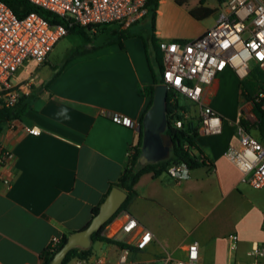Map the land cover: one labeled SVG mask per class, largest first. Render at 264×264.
Instances as JSON below:
<instances>
[{
  "label": "crops",
  "instance_id": "crops-1",
  "mask_svg": "<svg viewBox=\"0 0 264 264\" xmlns=\"http://www.w3.org/2000/svg\"><path fill=\"white\" fill-rule=\"evenodd\" d=\"M164 2L160 0L157 10L159 41L197 38L210 28L199 34H180L164 20ZM128 29L133 34L122 38V45L118 40L124 29L116 25L107 26L105 34H89L90 41L82 37L68 44L67 37L45 63H35L29 109L20 119L4 123L0 133V153L11 154L3 169L11 185L0 181V264H42L52 239L61 241L86 228L94 208L117 186L113 184L128 165L129 147L141 139L140 125L151 102L139 90L154 82L143 38L150 35L148 18ZM59 45L65 52L55 57ZM78 46L91 51L71 58ZM222 86L225 101L218 98ZM246 99L232 72L220 74L205 88L203 101L222 117L223 130L204 134L199 127L197 136L208 164L192 168L190 177L181 181L166 172L140 177L137 194L103 231L131 246V264L167 256L186 259L193 242L199 244L201 264H264V255L252 252L254 246L264 250V211L245 193L250 185L224 154L230 145L239 144L235 121ZM114 114L130 118L132 125L113 120ZM31 127L40 133H30L27 128ZM248 131L260 139L255 127ZM125 212L141 228L118 230ZM142 227L151 230L153 238L139 248ZM232 234L238 236L235 246ZM77 247L90 248V255L73 257L68 264H77L79 259L119 264L125 248L92 239L88 246Z\"/></svg>",
  "mask_w": 264,
  "mask_h": 264
},
{
  "label": "built area",
  "instance_id": "built-area-1",
  "mask_svg": "<svg viewBox=\"0 0 264 264\" xmlns=\"http://www.w3.org/2000/svg\"><path fill=\"white\" fill-rule=\"evenodd\" d=\"M32 4L52 11L69 21L70 26L116 25L127 29L148 14V0H29ZM69 29L64 24H52L37 11L19 16L5 0H0V105H14L23 95L31 94L36 74L31 72L18 84L12 77L26 61L37 65L46 62L50 52L65 42ZM163 54L162 82L168 89H174L200 106V131L217 134L223 130V119L215 110L204 104L203 94L207 86L229 70L245 88L249 96L236 119L239 144L230 145L224 152L242 173V181L254 188H264V142L250 133L243 120L251 123L257 120L254 107L264 111V0H226L224 7L212 27L193 39L160 40ZM113 120L132 125L128 117L114 114ZM181 126V121L177 122ZM32 134H39L36 127L27 128ZM134 146L129 147L132 158ZM11 158L9 152L0 153V181L11 185V179L3 169ZM186 162L171 164L166 173L177 181L191 175ZM118 225V230L132 232L141 228L139 222L128 212ZM153 238V232L142 227L137 243L144 248ZM235 246L238 236H230ZM60 238L54 237L49 251L55 252ZM253 254L264 255V250L254 246ZM130 249L125 247L119 257V264H131ZM198 242L187 247L186 259L167 256L145 264H201ZM77 264H105L98 259L89 262L79 259ZM249 264H258L257 261Z\"/></svg>",
  "mask_w": 264,
  "mask_h": 264
},
{
  "label": "trees",
  "instance_id": "trees-1",
  "mask_svg": "<svg viewBox=\"0 0 264 264\" xmlns=\"http://www.w3.org/2000/svg\"><path fill=\"white\" fill-rule=\"evenodd\" d=\"M9 6L14 10L16 14L19 16H24L30 11H37L44 18L49 20L52 24H64L69 29V33L78 34L86 40L91 39L90 31L92 30L91 26H79L77 24H73L70 26L69 21H66L64 18L58 16L57 14L44 9L40 6H36L32 4L29 0H5ZM179 4H184L189 0H176ZM207 0H200V5L190 9V14L198 19L203 20L205 18L210 17L212 14L216 12V8L206 5ZM160 0H148V14L146 18H148L150 23V29L148 31V38L143 36L146 44H147V54L151 61V70L154 76L153 84H149L144 86L139 90L140 94L148 95L151 97L150 106L153 102L154 88L156 85L160 84L162 80L163 74V54L159 48V40L156 37L155 29H156V19H157V10L159 7ZM119 34H121L118 42L122 45V38L131 36L133 34L128 28L122 30ZM149 48V51H148ZM91 51L90 48L78 46L72 52L71 58L76 57L78 55H82ZM69 58V59H71ZM69 59L67 61H69ZM158 68V72L155 69L154 64ZM245 88L241 89L242 95L245 98L249 96L245 93ZM33 95V90L31 94L26 95L23 94L18 102L14 105L6 107L5 105H0V133L4 123L20 119L23 114L29 109L30 105V97ZM180 93L174 89H169L167 96V120H168V128L166 132H168L174 139L175 143L171 149V154L169 158L156 162V163H146L142 164L140 162V154L142 148V140H143V132H141V139L137 146H134L135 152L132 158L129 159L128 165L120 176L117 183L113 185H117L120 188L124 189L128 193V197L118 210V212L110 218L102 227L93 232L91 235V239L93 241L102 240L106 242L115 243L121 245L122 247H130L128 244L123 243L117 239L108 237L103 234V231L107 227L109 223L113 221V219L122 211L127 208V205L132 200V198L137 194L135 185L139 181L140 177L145 173L152 172L154 175H159L163 172H166L168 167L176 162H186L191 168H196L205 164H208L207 157L203 154L200 146L197 143V136L199 127L194 126L192 122L188 120V110L185 105L181 104L179 101ZM182 95V94H181ZM149 106V108H150ZM148 108V109H149ZM254 112L257 116L258 122L254 125H250L246 120H243V123L247 126V129H251L255 127L257 133L260 136L261 140H264V111L258 107H254ZM144 118V116H143ZM200 118V123H201ZM181 121V126L177 125V122ZM112 188V187H111ZM100 209V206H96L93 211V215H95ZM68 237H64L59 245L57 246L58 251L67 241ZM91 253L90 248H80V247H72L66 257L63 259L62 264H68V262L73 257H81L87 258ZM55 252L49 251L47 248L42 256L43 263L42 264H51L52 259Z\"/></svg>",
  "mask_w": 264,
  "mask_h": 264
},
{
  "label": "water",
  "instance_id": "water-1",
  "mask_svg": "<svg viewBox=\"0 0 264 264\" xmlns=\"http://www.w3.org/2000/svg\"><path fill=\"white\" fill-rule=\"evenodd\" d=\"M168 91L169 89L165 84L155 86L152 105L145 112L140 125L143 132L140 154L142 164L156 163L169 158L171 149L174 146L173 137L166 132L168 128ZM127 197L128 193L124 189L114 186L89 225L83 230L72 233L67 238L66 243L53 256L51 264H61L68 251L74 246H88L93 232L100 229L118 212Z\"/></svg>",
  "mask_w": 264,
  "mask_h": 264
},
{
  "label": "rangeland",
  "instance_id": "rangeland-1",
  "mask_svg": "<svg viewBox=\"0 0 264 264\" xmlns=\"http://www.w3.org/2000/svg\"><path fill=\"white\" fill-rule=\"evenodd\" d=\"M163 8H164V20L169 22L173 29L178 31L180 34L184 35H194L199 34V31L201 29H204L205 27H212L214 23L216 22L219 11L222 7H224V2L226 0H207L206 5L211 6L213 8H216V12L212 14L210 17L205 18L203 20H198L194 18L190 14V9L195 8L200 5V0H189L184 4H179L175 0H164ZM107 26H115L107 25ZM107 26H97L95 28H92L90 31V34H105ZM139 30H141L139 28ZM69 43L73 44L77 41L81 40L82 37L77 34L70 33L68 35ZM63 44V43H62ZM66 45V44H65ZM64 45V46H65ZM63 45H59L53 54L55 57L62 53L64 54V47ZM61 55V56H62ZM35 62L34 61H26L20 69L15 73V75L12 77L11 82L13 84H18L20 81H22L27 74L31 73L32 70L35 68ZM156 67V71L158 72V68L156 66V63L154 64ZM229 92V91H227ZM225 91L223 86L220 88V92L218 95V98H222V101H225ZM179 101L181 104L185 105L188 110V120L193 123L194 126L200 127V106L196 104L195 102H192L184 95H179ZM245 193L252 197V200L254 203L264 211V188H254V187H246L244 189Z\"/></svg>",
  "mask_w": 264,
  "mask_h": 264
}]
</instances>
